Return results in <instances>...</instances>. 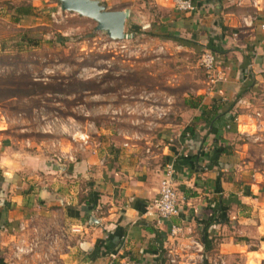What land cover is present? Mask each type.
Listing matches in <instances>:
<instances>
[{
	"label": "crops",
	"instance_id": "obj_1",
	"mask_svg": "<svg viewBox=\"0 0 264 264\" xmlns=\"http://www.w3.org/2000/svg\"><path fill=\"white\" fill-rule=\"evenodd\" d=\"M155 1L171 12L164 31L216 57L209 98L200 104L210 108L213 97L223 106L235 101V124L263 122L264 33L258 25L264 0H197L185 13L174 10L172 0ZM194 110L182 130L201 115ZM194 128L192 136L177 138L178 150L163 148L157 167L137 169L104 164L96 155L51 162L45 154L12 149L0 133V264H107L110 255L137 264H231V257L264 264V220L250 197L255 192L234 189L236 180L222 173L232 164L219 147L239 133V125L236 132L206 123ZM164 165L175 171L178 211L159 220L147 216L146 206ZM254 219L255 237L248 228ZM172 226L179 228L174 235ZM251 237L258 239L256 247L249 246Z\"/></svg>",
	"mask_w": 264,
	"mask_h": 264
},
{
	"label": "rangeland",
	"instance_id": "obj_2",
	"mask_svg": "<svg viewBox=\"0 0 264 264\" xmlns=\"http://www.w3.org/2000/svg\"><path fill=\"white\" fill-rule=\"evenodd\" d=\"M101 3L109 11L129 9L127 38L110 39L95 30V21L62 10L57 0H0L2 139L50 161L96 155L112 166L157 167L164 147L179 149L177 138L195 112L186 101L209 98L205 92L213 82L199 63L203 50L151 33L159 26L164 31L171 17L155 0ZM25 5L31 14L15 21L14 9ZM28 30L40 38L37 46L20 39ZM259 118L263 122L256 126L236 119L239 133L225 143L238 152L227 154L232 166L222 173L236 180L233 188L241 193L254 190L252 206L264 220V117ZM257 223H249V234L260 232ZM248 240L256 247L258 239Z\"/></svg>",
	"mask_w": 264,
	"mask_h": 264
},
{
	"label": "trees",
	"instance_id": "obj_3",
	"mask_svg": "<svg viewBox=\"0 0 264 264\" xmlns=\"http://www.w3.org/2000/svg\"><path fill=\"white\" fill-rule=\"evenodd\" d=\"M15 14L17 15L15 21L19 20L20 15H30L32 12L31 5L19 6L15 9ZM154 29V28H153ZM151 33L158 37H165L167 40L176 41L179 44L185 46H191V42L184 40L171 32L162 31L159 28L154 29ZM23 41H26V45L29 47L37 46L40 42L39 37H35L31 35L30 30L26 31L20 38ZM195 50H199L200 48L193 45ZM238 98V97H237ZM201 102H192L190 100L186 101V104L189 108H196L201 111V115L199 117H195L192 121L184 127L181 132V137H184L186 134L192 136L195 131V125L198 123H206L211 128H215L216 126L220 128H227L229 131L236 132V124L233 120V116L231 114V110L233 109L235 101H231L223 106V103L220 101V98L213 97L210 108L206 105L200 104ZM220 152L224 154L230 153V146H220ZM239 204V202H238ZM214 212L208 217L207 224L203 227L205 230L213 223Z\"/></svg>",
	"mask_w": 264,
	"mask_h": 264
},
{
	"label": "built area",
	"instance_id": "obj_4",
	"mask_svg": "<svg viewBox=\"0 0 264 264\" xmlns=\"http://www.w3.org/2000/svg\"><path fill=\"white\" fill-rule=\"evenodd\" d=\"M197 0H172V7L178 12H191L195 9ZM246 24H251V22ZM259 29L264 33V22L259 23ZM200 66L209 74L210 81L214 83L213 71L216 66V57L210 51H204L199 58ZM174 169L167 165L163 171L162 179L156 196L146 206L147 216L156 217L159 220L167 219L177 214L178 196L175 189ZM179 231L177 226L171 227V234ZM107 264H137L135 262L120 261L115 255H110Z\"/></svg>",
	"mask_w": 264,
	"mask_h": 264
},
{
	"label": "water",
	"instance_id": "obj_5",
	"mask_svg": "<svg viewBox=\"0 0 264 264\" xmlns=\"http://www.w3.org/2000/svg\"><path fill=\"white\" fill-rule=\"evenodd\" d=\"M62 10L76 12L96 22L95 30L102 31L112 40L127 38L124 32L129 9L109 11L100 0H57Z\"/></svg>",
	"mask_w": 264,
	"mask_h": 264
}]
</instances>
